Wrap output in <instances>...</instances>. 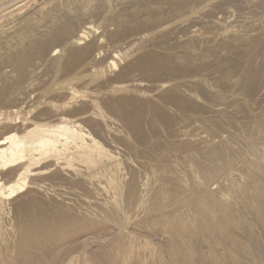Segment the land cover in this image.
Listing matches in <instances>:
<instances>
[{
  "label": "rangeland",
  "instance_id": "obj_1",
  "mask_svg": "<svg viewBox=\"0 0 264 264\" xmlns=\"http://www.w3.org/2000/svg\"><path fill=\"white\" fill-rule=\"evenodd\" d=\"M26 2L0 264H264V0Z\"/></svg>",
  "mask_w": 264,
  "mask_h": 264
},
{
  "label": "bare ground",
  "instance_id": "obj_2",
  "mask_svg": "<svg viewBox=\"0 0 264 264\" xmlns=\"http://www.w3.org/2000/svg\"><path fill=\"white\" fill-rule=\"evenodd\" d=\"M27 0H0V28H1V26H2V24H3V21H7L8 19H10V18H12L13 16H14V14L16 13V11L17 10H19V9H21L22 7H23V5L25 4V2H26ZM36 1V0H35ZM27 3V2H26ZM42 3V2H41ZM40 3V4H41ZM28 4V3H27ZM42 5V4H41ZM45 5V4H44ZM42 7V6H41ZM27 8H29V7H27ZM43 8V7H42ZM24 9V8H23ZM25 10V9H24ZM21 12V11H20ZM20 14V13H19ZM16 15V14H15ZM16 17H18V16H16ZM12 21V20H11ZM6 26H8V25H6ZM10 28V27H9ZM1 29H3V28H1ZM4 30H6V29H4ZM3 30V32H5ZM2 31V30H1ZM66 31V30H65ZM9 33V32H8ZM11 33V32H10ZM1 35H2V33H1ZM86 37V34H85V32H81L80 34H79V39H84ZM87 38V37H86ZM8 39H10V38H8ZM48 43V42H47ZM57 43V42H56ZM54 44V43H53ZM42 48H43V46H42ZM30 51V50H29ZM57 50H54L53 51V53L54 52H56ZM32 52V51H31ZM38 55V54H37ZM34 56V55H33ZM29 58H31V56H28ZM27 57V58H28ZM30 60V59H29ZM73 136L74 137H76V138H81V139H90L91 137H89V135H87V134H84V133H82L80 136L77 134V135H74L73 134ZM95 140V139H94ZM94 142V141H93ZM95 142H97V141H95ZM94 142V143H95ZM96 144V148H100V146H98V144L97 143H95ZM102 149V148H101ZM20 181H21V179H20ZM19 181V182H20ZM18 184V183H17Z\"/></svg>",
  "mask_w": 264,
  "mask_h": 264
}]
</instances>
